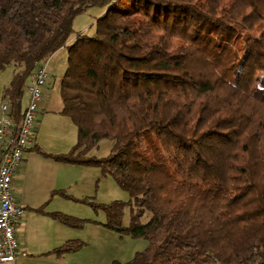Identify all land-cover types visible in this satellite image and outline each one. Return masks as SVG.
Wrapping results in <instances>:
<instances>
[{
	"label": "trees",
	"instance_id": "obj_1",
	"mask_svg": "<svg viewBox=\"0 0 264 264\" xmlns=\"http://www.w3.org/2000/svg\"><path fill=\"white\" fill-rule=\"evenodd\" d=\"M91 6L102 8L95 34L72 40ZM63 47L61 112L77 141L56 159L98 166L129 192L76 198L148 241L128 264H264V0H0V72L19 66L5 93L17 117L31 74ZM103 139L109 155L90 156ZM127 204L138 211L123 226Z\"/></svg>",
	"mask_w": 264,
	"mask_h": 264
},
{
	"label": "crops",
	"instance_id": "obj_2",
	"mask_svg": "<svg viewBox=\"0 0 264 264\" xmlns=\"http://www.w3.org/2000/svg\"><path fill=\"white\" fill-rule=\"evenodd\" d=\"M58 51L67 52V48L63 47ZM52 56L46 62L49 75V60ZM65 62L67 65L63 76L68 66V53L64 55ZM49 81L48 78L44 87V96L39 102L38 111L44 109L45 113L38 124L41 128L44 121L50 119L54 125V133H57V124L61 125L67 122L65 117L69 116L61 112L63 107L61 85L59 89L61 102L57 106L58 108L52 110L53 90L50 88ZM28 98L26 93L23 106L27 104ZM40 133V129L38 132L36 131V134L34 133L33 143L28 147L24 159L12 179V189L17 202L27 208L17 228L20 247L27 252V256H20L14 261L0 264H77L76 258L79 259L77 254L81 249L67 253L62 257L52 251L69 240H81L82 228L68 226L53 217L51 213L62 212L86 218L92 223L95 222L93 218L86 216L89 214L88 209H84L83 203L76 199L83 198L78 194L81 192H77L79 191L77 188L82 181L81 177H84L85 174H96L98 179L107 176L102 173V170L92 169L96 166L71 164L56 159L57 155L67 153L69 148H60L58 144L51 145L53 140H43ZM54 133L53 138H56Z\"/></svg>",
	"mask_w": 264,
	"mask_h": 264
},
{
	"label": "rangeland",
	"instance_id": "obj_3",
	"mask_svg": "<svg viewBox=\"0 0 264 264\" xmlns=\"http://www.w3.org/2000/svg\"><path fill=\"white\" fill-rule=\"evenodd\" d=\"M101 12V7L91 6L86 11L79 14L74 21V34L72 38L76 36L77 32H83L89 36L94 35L96 32V19ZM65 54H67V52L58 51L49 60L50 75L48 74V78L50 80V88L53 90V97L51 98L52 110H55L61 102L59 98V89L63 72L67 65V62L64 63ZM18 69V64L10 63L0 72V110L2 104L7 102L5 96L6 89L9 87L11 78ZM44 113V109L37 111L34 133L36 134V131L38 132L40 129L43 140H53L51 145L56 146V144H58V147L69 148L70 151L77 141L76 124L73 123L70 117H65L67 122L61 125L57 124V133H54V125L50 119L44 121L43 126L40 128L38 123L39 120L42 119ZM53 133L54 136H57L56 138H53ZM113 143L114 141L112 139H103L98 146L89 151V155L96 157L108 156L111 152ZM140 144L143 150L150 152V143L148 140L144 139ZM96 167L92 169L101 171L100 167ZM81 179L82 181H80L77 188V190H79L77 192H81L78 193L80 197H90L92 201L102 203H110L116 200L129 202L131 200L129 192L121 188L111 176L98 179L96 174H85ZM83 207L89 211V214L86 216L93 218L95 222L92 223L88 220L85 225L81 227V240L86 244L81 247V251L77 254L79 258H76L77 264H128L138 251L147 247L148 241L144 237H132L108 228L105 225L107 215L103 210L96 211L86 203H83ZM137 211V207L134 204H127L122 218V225L129 226L133 215ZM151 216V211L144 210L141 212V222L147 223Z\"/></svg>",
	"mask_w": 264,
	"mask_h": 264
},
{
	"label": "built area",
	"instance_id": "obj_4",
	"mask_svg": "<svg viewBox=\"0 0 264 264\" xmlns=\"http://www.w3.org/2000/svg\"><path fill=\"white\" fill-rule=\"evenodd\" d=\"M48 81L47 63L38 65L25 87L27 104L19 117L13 112L10 97L0 110V263L27 256L17 236V228L27 208L17 202L12 179L33 143L39 102Z\"/></svg>",
	"mask_w": 264,
	"mask_h": 264
}]
</instances>
